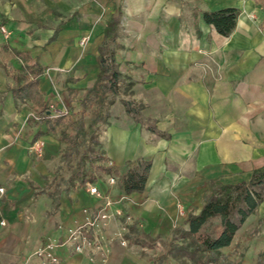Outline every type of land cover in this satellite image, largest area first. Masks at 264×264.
Returning a JSON list of instances; mask_svg holds the SVG:
<instances>
[{"label": "crops", "instance_id": "1", "mask_svg": "<svg viewBox=\"0 0 264 264\" xmlns=\"http://www.w3.org/2000/svg\"><path fill=\"white\" fill-rule=\"evenodd\" d=\"M227 7L240 13L225 36L203 11ZM115 17L112 46H123L124 63L139 69L141 114L167 135L134 120L120 100L111 107L101 147L108 162L123 174L129 161H151L145 189L130 194L114 174H105L118 180L109 185L65 174L67 145L43 117L73 106L95 85ZM0 25L11 31L8 38L0 32V46L28 52L45 68L34 103L14 95L25 83L16 78L22 61L0 64V264H175L159 263L165 245L177 226L189 230L186 211L200 212L209 183L248 180L264 167L258 0H0ZM38 139L42 157L29 151ZM90 183L103 198L89 192Z\"/></svg>", "mask_w": 264, "mask_h": 264}, {"label": "trees", "instance_id": "2", "mask_svg": "<svg viewBox=\"0 0 264 264\" xmlns=\"http://www.w3.org/2000/svg\"><path fill=\"white\" fill-rule=\"evenodd\" d=\"M258 3L264 12V0H258ZM239 13L238 8L227 7L220 10L203 11V18L205 22L213 25L220 34L228 36L237 25ZM119 26L120 18L118 17L113 18L107 26L105 40L100 46L101 70L95 85L89 88L88 94L81 100V104L89 102L92 94L101 96V103L102 96L106 92H111L114 96L121 94L119 88L122 73L116 63L115 49L112 48L118 37ZM0 57L2 65L10 58H18L23 63L22 70L16 74V78L24 80L25 83L14 89L15 97L39 103L41 92L38 82L45 68L40 65L38 59L33 58L28 52L11 50L6 44L0 46ZM122 103L134 120L147 124L148 129L152 132L167 136L166 133L157 129L154 122L142 116V106L136 109L132 102L126 99H122ZM109 104H113V101ZM46 110L44 108L43 112ZM43 117L47 119L49 130L59 132L60 141L68 144L65 156L68 159L72 158L80 144L79 137L88 134L83 131V119H75L72 115ZM93 133H89L91 142L96 139V135ZM96 142L102 147L100 141ZM92 152L97 151L95 146L89 143L74 167L72 179H78L81 183L86 184L88 181L96 182L100 174H114L120 177L121 187L126 194L145 189L151 161L143 159L129 161L127 163L128 170L121 174L118 167L108 162L103 151L96 154L94 158L90 155ZM87 164L91 168L89 175L86 169ZM263 202L264 167L255 169L248 180L241 182L224 184L211 181L205 191L200 212H190L187 217L189 230L182 226H177L173 230L172 239L166 243L165 253L161 255L159 263L167 258H173L179 261L183 260V264H186V260L191 264H239L229 261L228 256L222 253V249L231 245L237 231ZM214 219H218V222H213ZM135 231V225H131L127 237L130 238Z\"/></svg>", "mask_w": 264, "mask_h": 264}, {"label": "rangeland", "instance_id": "3", "mask_svg": "<svg viewBox=\"0 0 264 264\" xmlns=\"http://www.w3.org/2000/svg\"><path fill=\"white\" fill-rule=\"evenodd\" d=\"M122 43L124 40H120ZM116 52V59L120 64V70L122 71V78L120 84V95H113L111 92H106L102 96L103 101L101 103V96L95 94L91 95V99L86 104H81V100L76 101L77 103L69 107L68 114L72 115L75 119L82 118L84 121L83 131L88 133L87 135L83 134L79 137L80 144L73 154L72 158L67 160L64 165L63 172L69 175L73 173L74 167L80 158V156L87 149L89 143H92L96 151L91 153V157L94 158L96 154L103 151L101 149V144H97V140L101 143L103 142L108 121L110 119L111 107L113 104L119 100L122 102V99H126L132 102L133 107L139 109L142 104L140 103V90H139V79L138 76L139 69L137 67H128L124 63V58L127 55L123 46H112ZM130 72L132 74H130ZM133 73L135 75H133ZM113 101V104H109ZM109 107V108H108ZM109 114V115H108ZM108 115V116H107ZM133 118V117H132ZM71 130V129H70ZM73 132V131H72ZM93 133L96 136V139L91 142V135ZM93 139V138H92ZM68 146L67 143L64 142ZM87 174H90V166L86 165ZM99 178L106 184L116 183L117 178L111 176L107 177L105 174L98 175ZM116 181V182H115ZM208 187V186H207ZM207 189V188H206ZM205 189V191H206ZM205 194V192H204ZM204 197V195H203ZM203 202V198L201 203ZM191 211H186V215H189L190 212L196 211V206L192 207ZM213 222H218V219H214ZM222 253L228 256L229 261L232 263L239 264H264V202L259 205L257 210L250 215L245 223L237 231V234L231 243L230 246L222 249ZM175 264H183V260H174ZM186 264H191L190 261L186 260Z\"/></svg>", "mask_w": 264, "mask_h": 264}, {"label": "built area", "instance_id": "4", "mask_svg": "<svg viewBox=\"0 0 264 264\" xmlns=\"http://www.w3.org/2000/svg\"><path fill=\"white\" fill-rule=\"evenodd\" d=\"M0 32L3 34V36L5 38L10 37L11 35V31L5 26V25H0ZM89 41V36H84L81 40H80V44L81 46H85ZM68 114V110L66 108L61 109L59 111H57V113L55 114V116H62V115H67ZM33 116L37 119L40 120L41 117L38 114H33ZM29 151L34 154L37 157H42L45 154V142L42 139H38L36 141H33L30 145H29ZM112 164V163H110ZM89 185V192L98 197V198H103L104 197V192L95 184L90 183ZM111 204V202L107 203V206H109ZM180 211L182 214H185V210L183 209V207H180ZM116 214L118 215H122L123 212L121 210L117 211ZM102 217H107L106 214L102 215Z\"/></svg>", "mask_w": 264, "mask_h": 264}]
</instances>
